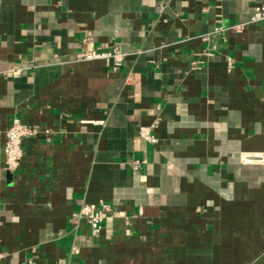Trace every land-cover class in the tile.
I'll use <instances>...</instances> for the list:
<instances>
[{
	"label": "crops",
	"instance_id": "crops-1",
	"mask_svg": "<svg viewBox=\"0 0 264 264\" xmlns=\"http://www.w3.org/2000/svg\"><path fill=\"white\" fill-rule=\"evenodd\" d=\"M263 2L0 0V264H264Z\"/></svg>",
	"mask_w": 264,
	"mask_h": 264
},
{
	"label": "built area",
	"instance_id": "built-area-1",
	"mask_svg": "<svg viewBox=\"0 0 264 264\" xmlns=\"http://www.w3.org/2000/svg\"><path fill=\"white\" fill-rule=\"evenodd\" d=\"M254 22H264V2L258 5L246 20L229 27H217L213 33L221 34L229 28L240 30L248 23ZM210 34L211 33H207L206 35L208 36ZM84 45L85 47L83 50L78 53V59L92 60L112 58L115 69L122 65L125 52L120 46L116 45L111 48L96 47L87 39H84ZM23 68L22 66H13L10 68V71L14 76H17ZM37 132L36 128L24 123L20 118H14L11 126L5 132L4 164L6 168L15 169L19 166L23 157V139L27 136L36 135ZM140 134L142 138L149 142L154 143L157 141L152 126H141ZM135 162L136 165L139 166L140 160L136 159ZM110 210V205L105 202H84L79 213L73 218V221L77 224L83 221L87 222L90 228V236L96 237L99 236L104 220L108 216ZM74 251L77 252L78 249L75 248Z\"/></svg>",
	"mask_w": 264,
	"mask_h": 264
}]
</instances>
